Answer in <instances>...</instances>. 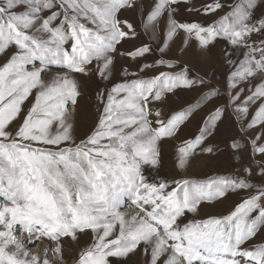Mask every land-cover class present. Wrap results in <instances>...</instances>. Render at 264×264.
Instances as JSON below:
<instances>
[{
    "label": "snow or ice",
    "instance_id": "snow-or-ice-1",
    "mask_svg": "<svg viewBox=\"0 0 264 264\" xmlns=\"http://www.w3.org/2000/svg\"><path fill=\"white\" fill-rule=\"evenodd\" d=\"M181 2L191 0H153L147 10L142 0H0V264H64V241L78 243L89 232L92 239L76 264H110V257L137 249L146 264H264V244L249 243L264 228V185L250 182L252 167L243 169L245 176L171 184L149 183L144 175L145 165L160 163V142L175 137L202 104L220 95L187 64L161 58L140 64L137 72L123 68L124 77L133 78L115 84L107 96L98 93L103 111L92 133L79 143L73 134L81 95L76 74L108 80L117 55L136 61L152 51L147 43L121 51L139 38L137 25L124 17L136 10L146 35L155 34L163 18L162 57L181 32L185 44L194 38L202 51L218 39L243 50L236 59L225 52L228 101L206 116L198 135L183 141L179 167L214 151L205 142L231 110L244 137L254 132L250 155L258 157L254 163L264 176V19L253 16L255 0H238L209 25L177 20ZM224 7L212 0L188 11L208 15ZM50 65L65 71L46 81L42 73ZM157 67L168 70L142 75ZM197 87L210 91L195 105L170 115L154 106L179 89ZM230 148L240 152L248 143L233 138ZM237 191L248 195L229 214L178 223L186 211L197 213L203 203ZM126 197L137 209L130 216L122 211ZM16 225L29 243L48 239L43 254L17 238Z\"/></svg>",
    "mask_w": 264,
    "mask_h": 264
},
{
    "label": "rangeland",
    "instance_id": "rangeland-1",
    "mask_svg": "<svg viewBox=\"0 0 264 264\" xmlns=\"http://www.w3.org/2000/svg\"><path fill=\"white\" fill-rule=\"evenodd\" d=\"M237 2L238 0H221V3L225 4V7L218 10L216 13H210L208 15L203 14L202 11H188V9H200L204 5L212 3V0H191L190 3L181 2L177 5L178 12L175 14V18L181 22L209 25L231 11V6ZM152 3L153 0H142V5L145 10L150 8ZM253 16L256 20L264 19V0H255ZM124 17L137 25V31L140 35L138 39L130 40L128 43L123 44L121 51L132 50L145 43L151 46L152 51L136 61L117 55L112 76L108 80L101 79L95 73L87 76L76 74L81 92V95L78 97V102L74 107L72 119L74 125L73 134L76 138V142L79 143L80 140L86 139L98 123V117L103 111V105H101L97 99L98 93L103 92L104 95L107 96L108 92L111 91V88L115 84L121 83L125 79L131 80L133 78L131 76L124 77L122 72L123 68L127 67L131 72H137L140 64L155 63L161 58L174 62L179 61L182 64H187L191 68L193 76H200L210 81L211 88L218 89L220 95L202 104L201 107L194 112L192 117H190L189 121L182 125L181 130L175 137L165 138L160 142L159 148L161 156L159 165H145L143 168L147 181L149 183L165 181L171 184L175 179L184 178L206 180L209 177L217 175L238 174L240 176H245L246 174L243 172V169L252 167L253 174L249 177L250 182L257 185H264V176L258 173V169L254 163L258 157L250 155V139L254 132L249 130V136L244 137V133L240 131L241 125L235 120L234 115L231 114V110H229L222 120L218 122L213 135L205 142V146H212L214 151L212 153H201L191 158L185 169H181L178 165V148L183 141L193 139L198 135L199 129L206 116L210 114L215 107L224 105L228 101L225 89L229 66L225 63L224 50L228 51L233 59L240 57L243 50H235L227 41L218 39L213 45L209 46L207 51H202L194 38L188 40L187 44H185L184 34L181 32L177 35L174 42L170 44L169 49L166 50L162 57L158 49L162 46L164 39L165 24L163 18L160 21L156 33L153 35H146L144 29L140 26L138 11H128L124 13ZM261 38L262 37L253 36L254 40ZM225 46L228 47V50ZM3 62V58L0 57V63ZM161 70L168 69L157 67L153 70H145L142 75L151 77ZM176 70L178 71L179 69ZM64 71L65 69L62 66L50 65L48 70L42 73V77L46 81L51 80L58 73ZM209 91V87H197L193 90L179 89L175 94H168L164 101H154L153 103L154 106L160 108L164 114L170 115L176 111L195 105L196 102ZM29 100H32V97H29ZM28 106L30 105L28 101H26L25 107ZM233 138H236L242 145L247 142L248 148L240 152H234L230 148V143ZM176 168L177 170H174ZM247 195L248 193L244 191H237L229 193L226 197L215 202L203 203L197 213H189L186 211L185 214L178 219V223L183 226L211 216L219 217L227 215L243 198H246ZM135 209L132 200L126 197L122 211H127L126 214L130 216L135 212ZM253 215H255V213ZM14 234L17 238L24 239L28 248L38 254H43L50 243L47 238H43L35 244L29 243L27 241L28 234L23 230L21 225L15 226ZM91 239V232L81 235L78 243L66 239L64 241V264H76L81 249L86 246ZM249 243L255 245L264 244V228H261ZM109 262L110 264H146V258L142 251L137 249L134 253L129 254V256L125 258L110 257Z\"/></svg>",
    "mask_w": 264,
    "mask_h": 264
},
{
    "label": "bare ground",
    "instance_id": "bare-ground-1",
    "mask_svg": "<svg viewBox=\"0 0 264 264\" xmlns=\"http://www.w3.org/2000/svg\"><path fill=\"white\" fill-rule=\"evenodd\" d=\"M225 48L228 50V47H226L225 46ZM60 73H63V72H60ZM171 167H174V166H171ZM178 167V166H177ZM174 170H177V168L176 169H174ZM135 211H136V209H135ZM127 211H125V213H126Z\"/></svg>",
    "mask_w": 264,
    "mask_h": 264
},
{
    "label": "crops",
    "instance_id": "crops-1",
    "mask_svg": "<svg viewBox=\"0 0 264 264\" xmlns=\"http://www.w3.org/2000/svg\"><path fill=\"white\" fill-rule=\"evenodd\" d=\"M222 45V44H221ZM224 48V47H223ZM226 52V50H224ZM228 52V51H227ZM224 53V52H223Z\"/></svg>",
    "mask_w": 264,
    "mask_h": 264
}]
</instances>
